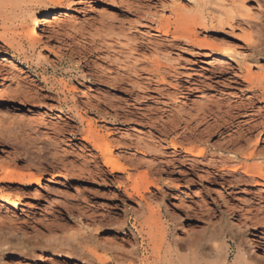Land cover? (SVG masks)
<instances>
[{
  "label": "rangeland",
  "instance_id": "obj_1",
  "mask_svg": "<svg viewBox=\"0 0 264 264\" xmlns=\"http://www.w3.org/2000/svg\"><path fill=\"white\" fill-rule=\"evenodd\" d=\"M198 1L0 8V173L41 176L0 183V264H264V0Z\"/></svg>",
  "mask_w": 264,
  "mask_h": 264
},
{
  "label": "bare ground",
  "instance_id": "obj_2",
  "mask_svg": "<svg viewBox=\"0 0 264 264\" xmlns=\"http://www.w3.org/2000/svg\"><path fill=\"white\" fill-rule=\"evenodd\" d=\"M12 2L14 3H18V4H22L25 5V10L28 16V14L30 15L31 18L29 19L30 21H33V17L32 16V11L34 8H37L39 10L42 11H49L52 8L55 7H60L62 6L63 2H65V0H0V8H4L6 5L8 6V4L12 5ZM209 3V0H199L197 3V6H201L207 14L209 15V9L207 10L206 5ZM19 6V5H18ZM15 7V6H14ZM24 7V6H23ZM22 7V8H23ZM7 8V7H5ZM20 8V7H19ZM12 9V8H11ZM246 9V8H245ZM218 14L222 15L223 11L220 9H216ZM1 11V10H0ZM14 11V10H13ZM204 11V12H205ZM247 12H249V10L246 9ZM7 12V11H6ZM23 12V11H22ZM25 12V11H24ZM9 13V12H8ZM213 13V12H211ZM248 14V13H247ZM246 14V15H247ZM219 16V15H218ZM263 16V15H262ZM68 17V15L66 13L63 12H59L58 14H50L49 16H45L42 18H39V20H34V24L36 27L41 28V31H50L52 30L54 27H56L58 25V22L60 21V19L62 18H66ZM29 21V22H30ZM263 24V23H262ZM164 29V28H163ZM167 31H165V34L167 35ZM164 34V32H163ZM23 35V34H22ZM24 37L27 41V44L30 45H34L36 44V42L38 41L35 38V35L32 31V29L27 28V30L24 31ZM24 39V40H25ZM1 41L2 43L12 49L16 54H18L19 56L25 55V53L23 52V49L21 46H19L18 44H13L11 43L8 39H6L4 36H1ZM13 42V41H12ZM28 45V46H29ZM23 46V45H22ZM25 51V50H24ZM14 58V56H12ZM24 59V58H23ZM220 61V60H219ZM2 62L8 65H14V62L11 59H7V58H3ZM221 63V62H220ZM62 84V83H61ZM18 91V90H16ZM15 91V92H16ZM23 92V91H22ZM21 93V92H20ZM25 93V92H23ZM22 93V94H23ZM19 94V93H18ZM27 109V108H26ZM29 111V110H27ZM88 126V125H87ZM90 127V126H89ZM71 131V130H70ZM63 133H67L63 132ZM69 133V132H68ZM82 137V136H81ZM98 137V136H97ZM83 141L88 143L93 149V151L96 152L95 154V158L99 161L102 169H100V172H107L110 175H120V174H126L127 170L129 169V167L125 166L122 163V158L121 156H117L115 155L112 150H111V144L109 145V143L106 140H98L97 138H95L94 136L91 135V132L87 131L85 133H83ZM53 144V143H52ZM51 146V145H50ZM171 148L172 149H177L180 148V145H178L177 143H172L171 144ZM42 149L38 148V151L41 152ZM43 151V150H42ZM94 152V153H95ZM197 152H201L197 151ZM202 153V152H201ZM56 156V155H55ZM35 157V156H34ZM39 157V156H38ZM40 158V157H39ZM38 159V158H37ZM97 164V163H96ZM13 169V168H12ZM256 169V168H255ZM1 173H0V183H4L7 182L12 183V182H27V183H38L40 180V172L37 174L34 173H24V172H14L10 169L3 168L1 169ZM19 171V170H18ZM256 172H252L255 173L256 175H258L259 178H261V180L263 179V172H261V170H255ZM251 173V172H250ZM102 174V173H101ZM7 184V185H8ZM19 184V183H18ZM149 187V183H145L144 185V189L147 190ZM135 189H137V186L135 187ZM0 200L4 201V204L7 203L9 204L10 208L13 207H17L18 203H17V198H11L9 196L3 195L0 192ZM4 221H2L0 219V227H4L3 224ZM11 227V226H10ZM1 230V229H0ZM6 230V229H5ZM54 240V239H53ZM22 244V243H21ZM75 244H77V240L72 237V238H68L66 240H64L63 242H56V241H52L50 242V245L52 248L57 249L59 248L60 250H65L68 253H75L76 249H75ZM27 247V246H26ZM14 248V247H13ZM21 252V251H20ZM248 252V251H247ZM69 255V254H68ZM67 255V256H68ZM66 256V258H68ZM250 258V257H249Z\"/></svg>",
  "mask_w": 264,
  "mask_h": 264
}]
</instances>
